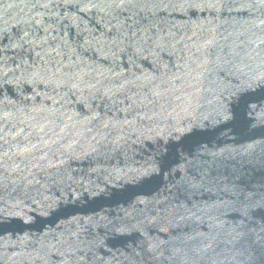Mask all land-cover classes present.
I'll return each mask as SVG.
<instances>
[{"label": "water", "instance_id": "1", "mask_svg": "<svg viewBox=\"0 0 264 264\" xmlns=\"http://www.w3.org/2000/svg\"><path fill=\"white\" fill-rule=\"evenodd\" d=\"M0 264H264V0H0Z\"/></svg>", "mask_w": 264, "mask_h": 264}]
</instances>
